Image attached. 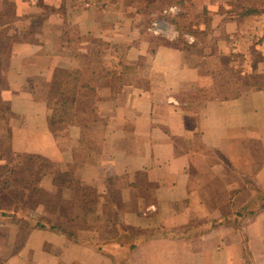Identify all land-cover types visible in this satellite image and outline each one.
Wrapping results in <instances>:
<instances>
[{"label": "crops", "instance_id": "0c3cea01", "mask_svg": "<svg viewBox=\"0 0 264 264\" xmlns=\"http://www.w3.org/2000/svg\"><path fill=\"white\" fill-rule=\"evenodd\" d=\"M14 1L17 19L40 11ZM227 1L203 0L195 33L148 28L166 44L133 25L127 64L145 83L96 97L92 116L75 105L62 126L52 94L61 75L82 78L84 55L62 52L61 25L44 40L19 33L0 55V140L47 162L36 181L0 184V264H264V208H237L264 192V85L233 95L219 79L231 58L242 78L259 72L239 38L261 15L238 19Z\"/></svg>", "mask_w": 264, "mask_h": 264}, {"label": "rangeland", "instance_id": "374dc122", "mask_svg": "<svg viewBox=\"0 0 264 264\" xmlns=\"http://www.w3.org/2000/svg\"><path fill=\"white\" fill-rule=\"evenodd\" d=\"M35 1L40 6V13L45 15L51 13V7L47 5L46 1ZM213 1L209 0V2ZM55 2V4H60L63 8H61L60 13L51 14L48 27H38V22L35 19L37 25L28 27L29 29L27 28L28 30L24 32V36L27 39L35 38L36 34L41 33V38L44 40L49 33H52L53 29H51V26L57 25L59 27L65 24L64 29H58L59 37L67 42L62 52L83 54V62L88 70V75L85 79L90 85L87 90V98L80 99L81 97L78 93L74 99L76 100V111L79 116L83 112H86L88 116H92L91 110L96 97L100 98L101 96L103 102H107L113 95H118L117 89L119 87L129 85L131 80L134 81L132 83L138 85L145 83L146 80L143 78H137V75L141 73L142 64H127L131 49V27L133 25L141 29V32L148 38L152 39L153 46H155L159 43L166 44L167 41L162 37L151 35L153 30H148L150 27L153 28L155 26L158 29V26H164L163 28H165V26L167 27L166 24H168V26H173L175 30L181 28L185 32L195 33L193 25L196 22L210 19L207 10L201 6L203 0H56ZM226 3L228 4L227 10H233L234 12H240L254 4L260 10H263L251 16L253 19L254 16L261 15L257 19L258 21L254 17L253 20L255 22L251 23L252 30H247L248 35H243L244 39L242 40L239 38V43L244 46L242 49L251 55L252 65L255 64L259 72L256 71L248 75L247 78H242L239 72V68H241L239 62H237L239 68L235 67V62H232V58L224 62V64L220 63L222 71L219 78L220 82L223 86L232 87L231 93L235 95V90L244 86L264 85V0H230ZM15 9L16 2L14 0H0V20L15 19L12 14ZM177 14L181 16L173 17ZM32 15L30 14V16ZM231 15L237 17L236 14L231 13ZM237 18L240 19V17ZM257 22H259V25H257ZM157 24L159 25L157 26ZM254 26L256 27L254 28ZM164 31L165 33H171L173 30L167 27ZM13 34H15L14 36L20 35L19 33ZM181 38L180 36L176 40V45L184 46ZM4 42L0 40L2 53L7 52ZM256 44L259 45L257 49L255 47ZM203 47L201 46L202 50ZM202 50L196 49L195 53L198 52L196 54L199 55ZM63 79L64 74L61 75L60 81H63ZM97 85L104 88L102 94L97 95L93 91ZM113 90L116 93H113ZM69 96L70 93L60 97L58 92L55 91L52 94V98L54 97L53 103L59 98ZM68 100L71 101V98H68ZM57 126L62 125L57 124ZM0 155L5 157L4 159L9 162V165L16 168L8 173L6 171L7 167L0 166L1 186L8 180V177H13V179L19 181L20 185L29 184L42 178V174L46 170L45 167H47V162L41 158L32 157L31 161L30 157L26 155L22 157L11 155L9 153V145L3 140H0ZM252 191L254 192V190ZM0 192L3 193L4 190L1 189ZM251 192H247L246 195H241V197L248 196L249 198L252 196L250 195Z\"/></svg>", "mask_w": 264, "mask_h": 264}, {"label": "trees", "instance_id": "16d2710c", "mask_svg": "<svg viewBox=\"0 0 264 264\" xmlns=\"http://www.w3.org/2000/svg\"><path fill=\"white\" fill-rule=\"evenodd\" d=\"M46 1L47 0H43ZM49 4V2H48ZM47 4V5H48ZM51 8V13L49 15H45L40 13V11L38 13H35L32 15V17L29 15L28 19L26 18L25 20L23 19H17L18 17H16V9L15 11L13 10V16H15V19L11 20H5L2 21L0 20V40L1 41H5L4 42V47L5 50L7 51L6 53H2L0 50V55H4L7 54L10 50V47L12 45V43L17 39L18 35L14 36L15 34L13 33H24L26 32L32 25L34 26L35 23V19L38 22V27H42V26H47L50 23V17L51 14H58L61 12V8H63V6H60L59 8H55L54 5H49ZM263 10H260L256 4H254L253 6L246 8L240 12H234L233 10L231 11L232 14H236L237 17H240V19L242 20H249L251 18L252 15L257 14L262 12ZM180 14H177L176 16L173 17H180ZM173 20V19H172ZM176 23V22H175ZM29 25V26H28ZM65 24H62L60 26L59 29H64ZM28 28V29H27ZM178 28V27H177ZM177 30L185 32V30L178 28ZM33 33V32H32ZM35 33V32H34ZM31 35V33H29ZM36 36H39V38H41V33L36 34ZM42 39V38H41ZM66 42V41H65ZM67 43V42H66ZM83 52V51H80ZM86 64L83 62V75L82 78L80 76L79 71H73V72H68L66 73L68 75V77H65L63 79V87L61 89H59V96H64L66 94L70 93L69 97H62L56 100V102H54L55 104V114H54V121L56 124H61V122L63 120H67L70 118L69 114H71L72 112V108L75 107L76 105V100H74L77 95H78V86L80 84H82L83 86H87V88L90 86L89 83L85 80L87 77V72L88 70L85 68ZM68 92V93H67ZM68 98H71V101L68 100ZM73 100V101H72ZM31 161H32V157L29 156ZM250 196L248 198V201L243 202L242 205L239 207V205L237 206L239 211H244L246 213H250V214H254L256 212V210H259L261 208H264V192L262 190H254V192L252 191L250 193Z\"/></svg>", "mask_w": 264, "mask_h": 264}]
</instances>
